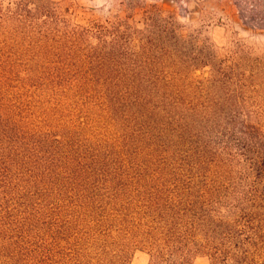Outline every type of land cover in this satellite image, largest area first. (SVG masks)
Masks as SVG:
<instances>
[{"label":"trees","instance_id":"16d2710c","mask_svg":"<svg viewBox=\"0 0 264 264\" xmlns=\"http://www.w3.org/2000/svg\"><path fill=\"white\" fill-rule=\"evenodd\" d=\"M0 15L3 37L47 48L59 73L40 88L72 95L32 108L36 82L0 65V264H264L263 68L156 10L144 29L71 27L51 0H0Z\"/></svg>","mask_w":264,"mask_h":264},{"label":"rangeland","instance_id":"374dc122","mask_svg":"<svg viewBox=\"0 0 264 264\" xmlns=\"http://www.w3.org/2000/svg\"><path fill=\"white\" fill-rule=\"evenodd\" d=\"M51 1L55 3L58 12L71 27H87L91 23H105L118 19L134 25L138 29H144L145 12L156 10L166 16L173 14L180 23L183 35L201 43L210 44L220 61L229 64L239 63L242 71L251 73L260 69L257 66L264 69V28L256 29L251 24H246L242 17V10L245 9L256 10L264 14V0H250L249 3L247 0ZM8 38L3 37L0 33V65L6 63L8 67H12L13 80L23 81L25 78H29L36 82L33 85H37V89H30L21 100L30 102L32 108L36 102L40 109L46 111L52 110L58 103L69 105L70 103L66 99L72 95L60 93L56 97L49 92L51 86L45 88L49 81L59 73L47 59L45 50L47 48L41 49L40 45L38 47L30 46L29 40L23 37ZM3 83L4 80H1L0 85L2 86ZM17 83L13 82L12 87L15 89H7L6 94L19 97L20 88ZM39 85H46L45 89L40 88ZM257 90L258 88H256ZM23 92L26 91H21V93ZM260 95L261 98L258 99L256 95L252 94V110L255 113H262L264 121V94ZM258 106L262 107L261 111L258 110ZM90 107L94 108L93 105ZM80 109L72 107L69 111ZM107 122L102 121L97 124L101 125L100 128L112 131L113 128L109 127ZM149 262L150 258L147 254L138 252L130 264H149ZM193 264H210V261L206 258H197Z\"/></svg>","mask_w":264,"mask_h":264}]
</instances>
